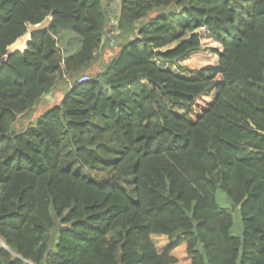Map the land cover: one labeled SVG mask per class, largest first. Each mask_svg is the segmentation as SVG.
Instances as JSON below:
<instances>
[{"label": "trees", "instance_id": "1", "mask_svg": "<svg viewBox=\"0 0 264 264\" xmlns=\"http://www.w3.org/2000/svg\"><path fill=\"white\" fill-rule=\"evenodd\" d=\"M119 7L117 56L80 82L104 47L103 1L0 0V264H176L182 245L190 264H264V0ZM200 29L218 66L163 68L200 50Z\"/></svg>", "mask_w": 264, "mask_h": 264}, {"label": "rangeland", "instance_id": "2", "mask_svg": "<svg viewBox=\"0 0 264 264\" xmlns=\"http://www.w3.org/2000/svg\"><path fill=\"white\" fill-rule=\"evenodd\" d=\"M104 7L107 9L106 11V17L109 19L106 23V36H105V42L103 50L101 51L99 59L95 62V64L80 78L86 77V78H92L96 74H98L105 66V64L108 62V60L112 61L117 56L118 51H115L112 53L111 57L108 53V44H109V37L112 31V27L115 26V18L117 17L119 13V0H102ZM197 35L199 41H200V50L197 53L191 54L187 59L179 60L173 64H163L162 67L165 69H168L172 71L175 74L182 75L185 77H194L196 75V72L202 70V69H208V68H214L218 66V57L216 54L212 52V49H217L221 51V47L214 43L211 39H209L207 33L205 30L200 29L195 32ZM21 43V42H20ZM111 43V42H110ZM22 44V43H21ZM112 44V43H111ZM20 44L17 43L15 47H10L9 51H14V48H19ZM177 66L185 67L189 71H192V74L189 73H181ZM70 85L69 82L65 84H61L60 87L54 91L51 94V100L44 98L42 99L35 108L26 113L25 115L18 118L17 122L15 123L13 127L14 132H23L26 130L29 126L35 127L39 118L46 113L48 110L53 108L54 105H59L64 92L66 90V87ZM50 95V94H49ZM46 95V96H49ZM54 97V99H53ZM178 114H181L180 111L177 112ZM87 176L92 178L96 181H101L105 179H110L114 176L113 173H100L98 171H88L86 172ZM127 190H130V186H126ZM132 200L135 199V195H131ZM216 200L218 205L221 208H229L230 202L226 198L225 194L221 191L216 192ZM154 244L156 247L163 248V240L161 238L154 237L153 238ZM1 244V242H0ZM172 256L177 259L176 264H190L189 258L186 256L185 253V246L182 245L178 247L176 250L172 252Z\"/></svg>", "mask_w": 264, "mask_h": 264}, {"label": "crops", "instance_id": "3", "mask_svg": "<svg viewBox=\"0 0 264 264\" xmlns=\"http://www.w3.org/2000/svg\"><path fill=\"white\" fill-rule=\"evenodd\" d=\"M49 21H50V18H48L47 20H45L42 24H40V25H37V26H28V30H27V33L23 36V37H21L20 39H18L13 45H11L10 47H15L16 45H17V43H19V44H21L20 46H19V48H14L15 50L14 51H23L24 49H25V47H26V45L28 44V42L30 41V39H31V34H32V32H34V31H37V30H44V29H46L47 27H48V25H49ZM21 42V43H20ZM9 47V48H10ZM13 50L12 51H10V52H14ZM53 92H51V93H49L48 95L49 96H45L44 98H46L47 97V99H50L51 100V94H52ZM53 99H54V97H53ZM154 237H157V238H161L162 240H163V248H158V247H156V245H155V247H156V249L159 251V252H163L167 247H168V245L170 244L169 243V241H168V239L165 237V236H151V239H152V241H153V238ZM153 243H154V241H153Z\"/></svg>", "mask_w": 264, "mask_h": 264}, {"label": "built area", "instance_id": "4", "mask_svg": "<svg viewBox=\"0 0 264 264\" xmlns=\"http://www.w3.org/2000/svg\"><path fill=\"white\" fill-rule=\"evenodd\" d=\"M85 81H87V78L86 77L80 78V82H85Z\"/></svg>", "mask_w": 264, "mask_h": 264}, {"label": "water", "instance_id": "5", "mask_svg": "<svg viewBox=\"0 0 264 264\" xmlns=\"http://www.w3.org/2000/svg\"><path fill=\"white\" fill-rule=\"evenodd\" d=\"M105 15H106V13H105ZM109 19L106 17V21H108ZM111 45H113V44H111Z\"/></svg>", "mask_w": 264, "mask_h": 264}, {"label": "bare ground", "instance_id": "6", "mask_svg": "<svg viewBox=\"0 0 264 264\" xmlns=\"http://www.w3.org/2000/svg\"><path fill=\"white\" fill-rule=\"evenodd\" d=\"M20 45H21V44H20ZM20 45H19V46H20ZM19 46H18V47H19Z\"/></svg>", "mask_w": 264, "mask_h": 264}]
</instances>
